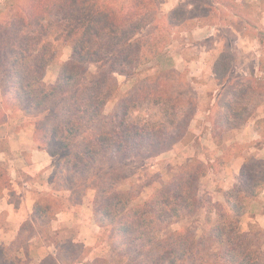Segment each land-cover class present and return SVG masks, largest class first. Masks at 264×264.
<instances>
[{
  "label": "trees",
  "instance_id": "trees-1",
  "mask_svg": "<svg viewBox=\"0 0 264 264\" xmlns=\"http://www.w3.org/2000/svg\"><path fill=\"white\" fill-rule=\"evenodd\" d=\"M165 2L7 0L0 21L2 102L6 110L39 119L34 138L51 156L53 170L52 193L40 195L16 238L0 245V264H31L29 245L40 236L56 248V254L40 264L84 263L91 248L73 236L61 240L60 233L51 235L49 229L64 209L59 193L69 192L71 205L78 206L90 190L95 192L94 221L101 230L109 229L113 255L90 264H264V230L241 228L248 204L264 188V162L247 161L237 187L226 192L222 201H214L202 189L209 171L223 169L227 158L241 147H229L214 163L190 160L143 202L137 201L147 185L121 189L129 179L125 170L129 164L157 157L182 142L196 113L191 97L182 108V94L166 93L170 80L180 83L182 74L175 68H161L150 70L144 81L120 98L110 115L105 114L118 89L116 76L132 79L141 68L161 61L171 42L183 30L193 29L196 20L202 21L200 27L209 25L210 11L198 15L194 8L187 12L181 5L162 14ZM55 42L69 46L71 54L56 82L47 84L46 72L56 59ZM224 57L213 68L219 85L231 69L230 64H220ZM90 65L99 71L88 82ZM263 80L249 99H245L247 90H241L239 99L220 102L214 129L225 133L245 125L264 103ZM183 86L185 96L192 92L187 83ZM152 109H157L158 121L133 117ZM11 188V179L0 166V197ZM203 209L206 216L200 234L196 229L169 231Z\"/></svg>",
  "mask_w": 264,
  "mask_h": 264
},
{
  "label": "rangeland",
  "instance_id": "rangeland-1",
  "mask_svg": "<svg viewBox=\"0 0 264 264\" xmlns=\"http://www.w3.org/2000/svg\"><path fill=\"white\" fill-rule=\"evenodd\" d=\"M130 1L119 0L122 5H128ZM6 2L7 0H0V21L3 19L2 16L5 12L4 6ZM181 5L187 9V12L194 8L198 15H203L210 11L212 18L208 22L209 25L200 27L199 25L202 21L196 20L198 26L196 25L189 31L183 30V32L177 35L167 47L166 55L161 61L153 62L148 67L141 68L132 79L116 76L118 89L114 98L105 109V114L110 115L116 109L120 98L131 91L136 83L144 81L152 73L150 70L159 71L161 68H175L182 74L180 83L170 80L173 86L166 84V87V85H163L167 88V95L172 94L177 97L178 94H182V102L185 103L182 108L188 103L189 97L195 102L196 113L190 121L187 135H185L182 142L174 144L173 148L168 152L157 157L141 159L129 164L125 169L129 173V179L121 185L122 190L147 185L143 188L137 202L148 200L161 187L162 183L167 182L173 174L177 173L182 165L194 159L191 158L193 154L191 147H199L202 158H196L203 163H206V161L215 156L214 149L216 145L211 142L210 135L213 136L219 147L223 146L225 148V142L235 136L234 132L236 130L223 133L219 131V128L214 129L217 106L227 98L239 99L241 90H247L245 99H249L253 95L252 90L258 86V81L264 79V67L263 71H260L261 64H264V0H166L161 7V12L162 14H169ZM54 48L56 50V59L46 72L45 82L47 84L56 82L60 67L70 59L71 54V48L61 42H55ZM222 54H225L226 57H224V60H221L220 64H230L231 69L225 82L219 85L213 73V68ZM98 71V66L90 65L87 81L91 82L94 80ZM183 83H187L192 89V92L186 96V88L183 86ZM243 99H240V102ZM263 106L264 103L259 109L254 111L251 118L263 117ZM17 112L5 109L0 93V127L9 118L15 119L14 122L16 123L23 121V118ZM139 115L144 119L159 120L157 109H152V111L143 110L141 113H135L133 117ZM34 120V124H36L39 119ZM261 125L264 128V119ZM7 132L4 128H0V153L1 151L5 152L9 150ZM200 137L201 141H199ZM202 148H205V150H202ZM233 151L235 152V150ZM13 159L16 161L19 158L13 156L11 152L0 154V166L6 169L9 178L12 180V188L5 190L0 200L3 199L4 202L10 201L14 204H21L27 197V194L23 192L25 188L30 191L33 197L35 195L36 198L38 197V193L49 194L48 192L51 191L52 187L49 184L47 187L41 188L43 186L41 175L32 179H29L23 173L11 176V173H13L12 169L19 168L23 164V162L16 161L12 165ZM13 181L18 182L22 189H14L16 187L13 186L16 183L14 184ZM205 186L202 181L203 191L214 201H219L217 199L218 196L212 197L210 195L211 192ZM94 193L88 192L86 199H89V194L94 197ZM59 197L62 198L65 209L70 207L69 193H63ZM205 216L206 211L203 209L196 217L189 218L172 226L169 231L196 229L200 234ZM10 224L7 221V216L4 218L0 216V245L11 243L10 239L12 237L2 234L4 230H8ZM58 228L60 231H63L61 240L69 236H73L76 241L79 240L78 236L81 230L77 224L63 228L56 227L55 229ZM251 228L256 229L259 226L253 225ZM109 232L108 228L100 230L98 235L99 246L105 248L108 245ZM167 233L168 231L165 234ZM31 242L29 245V254L31 253L30 256H32V258L30 257L31 264H38L43 257L49 254L50 249H47V247L53 245V243L43 238V236L33 239ZM50 247L55 254V247ZM100 252L99 254H102V257L113 258L109 245L108 249H101ZM19 256L24 260L26 259L24 253H19Z\"/></svg>",
  "mask_w": 264,
  "mask_h": 264
},
{
  "label": "crops",
  "instance_id": "crops-1",
  "mask_svg": "<svg viewBox=\"0 0 264 264\" xmlns=\"http://www.w3.org/2000/svg\"><path fill=\"white\" fill-rule=\"evenodd\" d=\"M17 114L21 115L23 121L17 122V124L14 122L15 119L9 118L0 127L1 129L4 128V130L8 131L7 140L9 146L8 151H1L0 154H8V152H11L13 153V156L19 158L16 161L23 162L22 166H19V168L12 169L13 173H11V176L23 173L26 177L32 179L33 177L35 178L41 175L43 179V186H41V188H44V186L47 187L50 184L49 177L52 174L51 170H53V160L48 154L47 150L42 148L35 141V120L25 117L21 111H18ZM263 119L264 116L249 119V121L243 125V127L234 132L235 136L233 138L228 139L225 142V148H223V146L219 147L213 136L210 135L211 142L216 145V148L214 149L215 156L206 161L207 164L214 163L217 158L225 155V151L229 147H241V150L233 153L232 156L227 158V164L223 169L218 172L211 170L203 179V184H205V187H207V189L211 192L210 195L212 197L218 196L217 199L222 201L223 195L226 192H229L237 187L241 170L247 161L250 160L264 162V128L261 125ZM201 140L202 139L200 137L199 141ZM191 148V152L193 153L191 158L197 157L201 159L202 157L199 147L194 146ZM202 150H205V148H202ZM16 161L13 159L12 165H14ZM14 184L15 185L13 187H16L14 189H22L18 182H14ZM23 192L27 194V202L25 199V201L21 204H18V206L10 201L4 202L3 199L0 200V216H2V214H6L5 217L7 216V221L11 223L8 230H4L2 234L9 237L11 236L12 238L10 239V242L16 238L23 223L30 218L37 198L40 195L45 194L38 193V197L36 198L35 195L33 197V195L30 194V191L28 189L26 190V188L23 189ZM89 192L94 191L90 190ZM48 193H52V189ZM63 193L68 194L69 192H62L58 195ZM93 198L94 197L89 194V199L85 198L83 204L78 206L70 205V207H67L66 209L64 208L56 216L49 229V233L50 231H53L51 232V235H54L55 233H60L62 235L63 231H60L59 228L55 229L56 227L63 228L70 225H78L81 230L80 235L78 236L79 240L76 241L75 238L74 240L84 244L86 247L91 248L89 256L82 264L92 263L95 259L102 257V254H99L101 249H108V245H106L105 248L98 245V235L101 228L95 223L93 218ZM253 225H258L264 230V188L262 189L260 195L248 204L244 215L241 217V228L243 231H249ZM50 246L55 247L54 244ZM50 246L47 247V249H50V252L46 257L56 254H54ZM30 257L32 258V256ZM46 257H43L38 264H40V262Z\"/></svg>",
  "mask_w": 264,
  "mask_h": 264
}]
</instances>
